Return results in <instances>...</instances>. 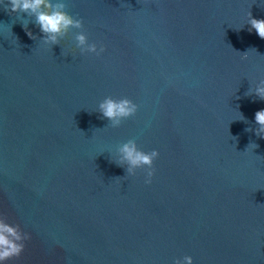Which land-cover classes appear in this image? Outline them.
<instances>
[{"label": "water", "instance_id": "obj_1", "mask_svg": "<svg viewBox=\"0 0 264 264\" xmlns=\"http://www.w3.org/2000/svg\"><path fill=\"white\" fill-rule=\"evenodd\" d=\"M63 2L104 52L0 6V215L31 236L8 264H264V0ZM107 97L137 114L108 126ZM129 140L159 152L151 184L111 162Z\"/></svg>", "mask_w": 264, "mask_h": 264}, {"label": "clouds", "instance_id": "obj_2", "mask_svg": "<svg viewBox=\"0 0 264 264\" xmlns=\"http://www.w3.org/2000/svg\"><path fill=\"white\" fill-rule=\"evenodd\" d=\"M0 6H3L9 14H15L16 20L21 23L32 40L38 39L28 30L29 23L34 22L43 34L40 41L45 46H59L60 41L72 30H79L75 35V41L81 54L100 55L105 50L102 46L98 49L96 44H89L83 32V21L67 13L63 0H0ZM25 15L27 19L24 18ZM248 25L250 32L255 31L259 38L264 40V19H255L249 13ZM242 58L247 59V52ZM252 95L264 101V80L260 81L254 91L245 93V96ZM98 111L109 121L108 126L118 128L124 120L137 114L138 105L127 98L116 100L107 97L99 104ZM241 116L243 117L241 121H247L242 114ZM255 125L257 127L254 130L248 127L246 131H255L258 138L264 139V109L255 113ZM250 143L254 144L255 148L258 147L256 143ZM158 157V151L146 153L138 148L135 140H129L118 149V159L111 162L118 167H124L126 176H135L138 169L146 170L145 183L151 184L155 175L154 161ZM30 239L31 236L24 232L19 224H11L6 215H0V264H8L9 261L19 259ZM174 264H193V260L190 256H185L182 261L176 260Z\"/></svg>", "mask_w": 264, "mask_h": 264}]
</instances>
